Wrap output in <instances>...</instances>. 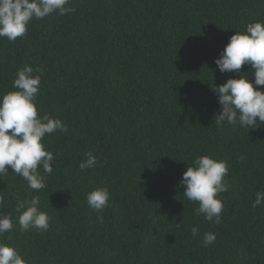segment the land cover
I'll return each mask as SVG.
<instances>
[{"label": "trees", "instance_id": "trees-1", "mask_svg": "<svg viewBox=\"0 0 264 264\" xmlns=\"http://www.w3.org/2000/svg\"><path fill=\"white\" fill-rule=\"evenodd\" d=\"M65 7L75 11L31 20L14 42L0 37V94L15 90L25 65L33 75L43 69L38 115L67 126L42 140L55 157L44 189L29 188L10 167L0 179V214L14 225L0 240L27 264H264V204L252 206L264 192V123L217 126L213 90L244 73L254 83L250 64L221 73L215 60L236 31L264 22V0H69ZM89 153L97 165L81 170ZM202 155L229 166L219 224L196 215L199 204L180 183ZM102 186L110 200L98 213L86 194ZM33 196L49 229L21 232L15 208ZM205 233L216 236L206 247Z\"/></svg>", "mask_w": 264, "mask_h": 264}, {"label": "clouds", "instance_id": "clouds-1", "mask_svg": "<svg viewBox=\"0 0 264 264\" xmlns=\"http://www.w3.org/2000/svg\"><path fill=\"white\" fill-rule=\"evenodd\" d=\"M68 3L69 0H0V37L14 42L26 35L31 20H42L53 13L64 16L74 12L75 9L65 7ZM215 64L221 73L239 72L243 65L250 64L254 83L248 73H244L214 87L221 105V110L214 114V123L220 127L225 122L231 125L239 123L249 129L256 128L258 122L264 123V89L260 88L264 86V22H250L243 32L236 31ZM36 71L40 75H33V68L25 65L16 72L12 85L15 90L0 94V179L7 175L10 167L14 174L27 181L29 188L40 191L46 187L45 177L52 173L55 159L42 140L46 134L57 130L66 132L67 126L47 114L38 115L36 97L43 69ZM96 165L97 157L89 153L79 168L85 170ZM228 171L226 160L202 155L188 165L180 182L185 189L183 195L199 204L195 209L196 215L202 214L215 224L222 219L223 202L218 194L228 191L229 185L224 180ZM86 199L89 206L100 213L109 205V189L102 186L92 190L86 194ZM262 204L264 192H257L252 206L255 208ZM15 211L19 213L21 232L49 229V217L40 208L39 196L18 201ZM99 219L103 222L102 216ZM13 226L10 215L0 214V237L10 232ZM191 232L195 237L199 229L193 227ZM215 240V234L205 233L202 245L206 247ZM0 264L27 262L15 247L0 240Z\"/></svg>", "mask_w": 264, "mask_h": 264}]
</instances>
